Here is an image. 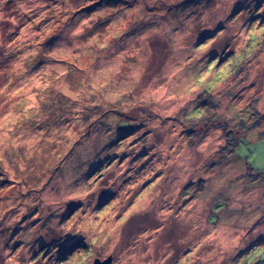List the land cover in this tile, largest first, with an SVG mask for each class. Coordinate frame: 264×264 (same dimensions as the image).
<instances>
[{
  "label": "rangeland",
  "instance_id": "1",
  "mask_svg": "<svg viewBox=\"0 0 264 264\" xmlns=\"http://www.w3.org/2000/svg\"><path fill=\"white\" fill-rule=\"evenodd\" d=\"M262 122L264 0H0V264H264Z\"/></svg>",
  "mask_w": 264,
  "mask_h": 264
},
{
  "label": "bare ground",
  "instance_id": "2",
  "mask_svg": "<svg viewBox=\"0 0 264 264\" xmlns=\"http://www.w3.org/2000/svg\"><path fill=\"white\" fill-rule=\"evenodd\" d=\"M63 67V66H62ZM37 71V68H36ZM18 86V85H17ZM121 91L125 92V90L121 89ZM217 94H220L219 92ZM110 110H107L105 113L108 114ZM123 115V114H122ZM122 115H120L122 117ZM142 127V126H141ZM19 131V132H18ZM16 134H13V138H14V145L19 146V145H24L26 147V149H28L29 152H31V146L33 143H35L38 139H42L40 137V130L35 132V131H27V130H16ZM19 134V137H17V135ZM44 134V132H43ZM27 189V188H25ZM29 191H31L30 189H28ZM175 205V202L172 203H168V205L164 206V210L168 211L171 210L173 208V206ZM163 209V207H162ZM146 229L141 230L140 232H145Z\"/></svg>",
  "mask_w": 264,
  "mask_h": 264
},
{
  "label": "trees",
  "instance_id": "3",
  "mask_svg": "<svg viewBox=\"0 0 264 264\" xmlns=\"http://www.w3.org/2000/svg\"><path fill=\"white\" fill-rule=\"evenodd\" d=\"M206 104H207V103H206ZM246 118H248V117H246ZM251 123L254 124V121L251 120ZM263 124H264V123L262 122L261 124L257 123L256 125H257V127H261V126L263 127ZM251 127H253V128L255 129V125H252ZM191 132H192V130L189 131L188 133H191ZM230 133H231V130H228L227 134L229 135ZM263 135H264V133H261V134L259 135V137H262ZM262 138H264V136H263ZM262 138H261V139H262ZM239 141H241V139H239ZM263 142H264V139H263L262 143H263ZM262 143H260V144H262ZM233 144H234V143H233ZM240 145H247V144H246V142H244V141L242 140ZM240 145H239V146H240ZM242 147H243V146H240V147H238V148H242ZM238 148H237V149H238ZM259 148H260V146H259L258 149H257L258 151H259ZM236 151H237V150H236ZM237 153H238V151H237ZM176 205H177V204H176V202H175V206H176ZM161 208H162V206H161ZM173 208H174V207H173ZM261 261L264 262V257L261 259ZM248 264H250V261L248 262Z\"/></svg>",
  "mask_w": 264,
  "mask_h": 264
},
{
  "label": "water",
  "instance_id": "4",
  "mask_svg": "<svg viewBox=\"0 0 264 264\" xmlns=\"http://www.w3.org/2000/svg\"><path fill=\"white\" fill-rule=\"evenodd\" d=\"M108 263H109L108 260L103 263L95 260L93 264H108Z\"/></svg>",
  "mask_w": 264,
  "mask_h": 264
}]
</instances>
